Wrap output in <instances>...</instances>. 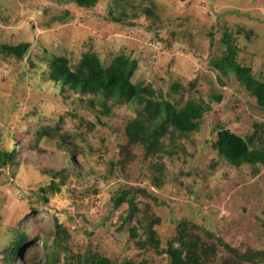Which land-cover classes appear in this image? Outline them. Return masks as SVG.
<instances>
[{"label": "rangeland", "instance_id": "obj_1", "mask_svg": "<svg viewBox=\"0 0 264 264\" xmlns=\"http://www.w3.org/2000/svg\"><path fill=\"white\" fill-rule=\"evenodd\" d=\"M23 43L22 59L0 53V151L8 154L0 168V264H50L52 256L75 264L90 251L110 264H169L165 249L181 220L214 245L213 264H252L217 239L261 253L264 264V166L257 174L235 167L212 146L221 129L250 149L264 144V108L214 66L229 44L236 63L264 81V0H98L88 9L76 0H0V47ZM86 54L104 68L124 57L131 82L154 100L201 103L197 130L167 135L161 159L140 147L121 157L139 106L103 107L98 96L50 77L54 57L74 69ZM124 190L135 207L126 220L129 205L113 207ZM156 218L159 246L145 248ZM21 233L28 243L9 259Z\"/></svg>", "mask_w": 264, "mask_h": 264}, {"label": "trees", "instance_id": "obj_2", "mask_svg": "<svg viewBox=\"0 0 264 264\" xmlns=\"http://www.w3.org/2000/svg\"><path fill=\"white\" fill-rule=\"evenodd\" d=\"M98 0H76V3L83 8H92ZM118 20L115 19V22ZM29 45L26 43L16 46H1L0 53L22 59ZM229 52L214 63V66L222 75L233 74L244 89L253 96L260 108H264V81L255 79L249 68L237 64L234 59V48L228 44ZM50 77L54 82H60L77 90L80 94H92L102 100L103 107H108L109 101L113 105L129 104L138 105L136 117L129 121L125 127L127 138L126 145L120 149L121 157L130 155V149L140 147L143 154L150 160L161 159L165 155L164 139L167 135L186 137L197 130L206 107L201 103L188 102L182 107H177L172 103L163 100H154L153 92L150 89H142L140 85L131 82L133 66L124 57L116 58L107 68L101 66L98 58L93 54H86L82 57L79 65L74 69L68 66L65 58L54 57L50 62ZM217 101L219 97H215ZM171 130L169 131L168 127ZM49 137H53L48 133ZM213 148L228 160L233 166L240 167L248 164L252 166L254 174L259 172V165L264 166V144L260 148L250 149L249 145L239 136L228 130L221 129L217 133V138L212 144ZM123 158H121L123 160ZM8 154L0 151V168L7 164ZM119 160V164H123ZM154 170L159 171L161 165L153 164ZM59 173L53 174L58 176ZM155 186H159V179L153 177ZM41 191H43L41 189ZM139 192L146 194L140 189ZM131 191H122L114 200V209L122 204L129 205L125 220L134 214V203L129 199ZM147 195V194H146ZM47 202V199L43 197ZM159 222L156 218L147 225V239L141 244L144 247L151 246L158 248L159 241L153 229L154 224ZM195 225L186 220H181L176 226V235L167 242L165 252L169 258V264H213L216 248L207 244L198 237L193 229ZM209 238H214L211 233L205 232ZM217 242L235 257L239 262L257 264L259 252L240 253L229 247L221 239ZM28 243L24 234H18L9 248V259L16 256L19 251ZM177 246H174V245ZM145 247V248H146ZM56 259L52 256L50 264H55ZM44 264H49L48 262ZM75 264H110V260L96 252H89L84 256H77ZM225 264V263H224Z\"/></svg>", "mask_w": 264, "mask_h": 264}]
</instances>
